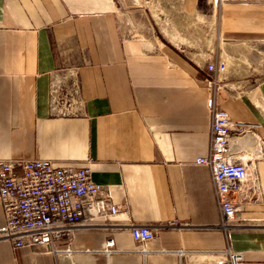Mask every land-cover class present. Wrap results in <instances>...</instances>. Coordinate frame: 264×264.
Returning <instances> with one entry per match:
<instances>
[{
	"label": "crops",
	"instance_id": "1",
	"mask_svg": "<svg viewBox=\"0 0 264 264\" xmlns=\"http://www.w3.org/2000/svg\"><path fill=\"white\" fill-rule=\"evenodd\" d=\"M126 17L137 30L131 36ZM190 20L195 40L185 35ZM206 22L231 37L239 60L248 51L238 45L261 39L247 60L260 61L264 74V0H0V159L86 165L122 206L110 257L100 248L111 232L100 230L77 232L71 257L0 241V264H212L204 254L222 250L225 236L209 171L193 162L207 150L203 73L217 54L182 50L198 47ZM253 72L227 74L217 103L264 140V81L235 82ZM244 139L247 177L234 196L243 223L230 248L243 264H264V148L255 155ZM169 222L184 225L157 230L141 247L123 230Z\"/></svg>",
	"mask_w": 264,
	"mask_h": 264
},
{
	"label": "built area",
	"instance_id": "2",
	"mask_svg": "<svg viewBox=\"0 0 264 264\" xmlns=\"http://www.w3.org/2000/svg\"><path fill=\"white\" fill-rule=\"evenodd\" d=\"M225 70L226 62L220 55L205 64L203 82L210 92L207 100L208 145L205 156L196 158L193 164L209 171L220 216L217 228L225 236L222 250L204 255L212 264H243L242 254L230 248V236L240 230L243 223L240 204L234 196L240 194L247 177L245 163L235 157L241 150L236 151L234 144L249 136L256 155L261 152L264 140L255 135L256 125L232 122L219 107L216 94L225 79ZM110 191H102L91 181L86 165L40 159H0L3 215L0 241L10 244L13 249L40 247L43 254L71 257L69 246L77 232L110 230L100 248L101 254L110 257L115 253L111 234L122 229L113 223L122 206L111 202ZM123 225L132 242L141 247L154 239L157 230H180L184 224L169 222L153 228L135 223ZM61 239L65 248L56 250L53 244ZM177 254L184 256L185 252L178 251Z\"/></svg>",
	"mask_w": 264,
	"mask_h": 264
},
{
	"label": "rangeland",
	"instance_id": "3",
	"mask_svg": "<svg viewBox=\"0 0 264 264\" xmlns=\"http://www.w3.org/2000/svg\"><path fill=\"white\" fill-rule=\"evenodd\" d=\"M147 14H145V18L147 19ZM125 20H127L126 25L128 26L125 29V34L126 36H131L133 35L135 32H137L134 22L131 21V19L129 18H125ZM180 22L182 24H185L184 20H180ZM190 22H187L186 25H188V29H186L187 34H185L187 37H189V39L191 40H195L193 37H197L195 36V34L191 33V30L193 29L192 26L193 23L190 25ZM195 25V24H194ZM194 30V29H193ZM142 32V31H141ZM204 38L202 40V38L198 37V47H196L195 45L191 46V44L188 47L187 46H183L184 49H182L184 52L186 53H197L198 51H200L201 53H203L204 55H207L209 53V51L211 50L212 53H216L217 56L221 54V58L225 60L226 62V70L223 76H226L227 74H238L240 71H245V72H249V70L252 68L254 69L253 73H250V75H248V78H240L236 76V81L237 83H239L242 79V81L244 80H250L247 81L246 83H248L247 86L249 85H254L255 83H259L261 81H264V74L259 73L258 69H257V64L259 65L261 62L256 61V62H250L247 60V58L252 56V53H255L253 51H259V48L261 46V39H257L258 41H254V42H250L249 45L245 44V42H242V45H238V50L242 53H245V51L247 53V55H241L243 57V59H238L237 56H235L234 52H236V50H234L233 48H229L228 43H229V39L231 37H227V36H223V35H218L215 31V29L213 30V22H206L205 28H204ZM240 38H245L243 36H240ZM217 44V45H216ZM194 48V49H193ZM254 49V50H253ZM196 50V51H195ZM198 50V51H197ZM239 52V53H240ZM238 53V54H239ZM255 56V54L253 55ZM252 58V57H251ZM225 78V77H224ZM223 83H225L224 81H222ZM255 82V83H254ZM222 83V84H223ZM251 97H254L253 95H251ZM234 141V139L232 140ZM245 140L241 139L236 143V146H238L239 148H241L238 152V154L235 156L236 159H239L242 163H245L246 159H250V155L247 154L246 152H244V146H245ZM264 148V146L262 147V149ZM249 157V158H248Z\"/></svg>",
	"mask_w": 264,
	"mask_h": 264
},
{
	"label": "bare ground",
	"instance_id": "4",
	"mask_svg": "<svg viewBox=\"0 0 264 264\" xmlns=\"http://www.w3.org/2000/svg\"><path fill=\"white\" fill-rule=\"evenodd\" d=\"M243 259V258H242Z\"/></svg>",
	"mask_w": 264,
	"mask_h": 264
}]
</instances>
